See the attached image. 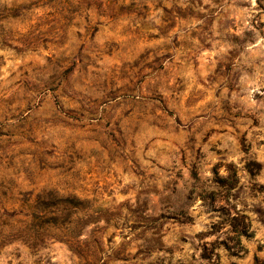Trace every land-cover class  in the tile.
I'll return each mask as SVG.
<instances>
[{
  "label": "rangeland",
  "instance_id": "rangeland-1",
  "mask_svg": "<svg viewBox=\"0 0 264 264\" xmlns=\"http://www.w3.org/2000/svg\"><path fill=\"white\" fill-rule=\"evenodd\" d=\"M0 264H264V0H0Z\"/></svg>",
  "mask_w": 264,
  "mask_h": 264
}]
</instances>
